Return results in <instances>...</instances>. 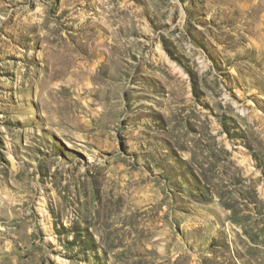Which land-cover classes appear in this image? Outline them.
<instances>
[{"label":"rangeland","instance_id":"rangeland-1","mask_svg":"<svg viewBox=\"0 0 264 264\" xmlns=\"http://www.w3.org/2000/svg\"><path fill=\"white\" fill-rule=\"evenodd\" d=\"M0 264H264V0H0Z\"/></svg>","mask_w":264,"mask_h":264}]
</instances>
